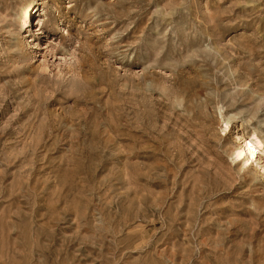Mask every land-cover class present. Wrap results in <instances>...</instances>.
<instances>
[{
    "label": "rangeland",
    "instance_id": "rangeland-1",
    "mask_svg": "<svg viewBox=\"0 0 264 264\" xmlns=\"http://www.w3.org/2000/svg\"><path fill=\"white\" fill-rule=\"evenodd\" d=\"M0 264H264V0H0Z\"/></svg>",
    "mask_w": 264,
    "mask_h": 264
},
{
    "label": "bare ground",
    "instance_id": "bare-ground-1",
    "mask_svg": "<svg viewBox=\"0 0 264 264\" xmlns=\"http://www.w3.org/2000/svg\"><path fill=\"white\" fill-rule=\"evenodd\" d=\"M29 38V37H28ZM32 38V37H31ZM224 130H227L228 128H230V119H225L224 120ZM258 142H261V140H258ZM256 151V150H255ZM257 152V151H256ZM255 152V153H256ZM250 156L252 157V159H253V161H255L256 162V165H259L260 167H262L263 168V166L262 165H260L259 163V160L260 159H262L261 157L259 158V159H255V154H254V152L253 151H250Z\"/></svg>",
    "mask_w": 264,
    "mask_h": 264
}]
</instances>
